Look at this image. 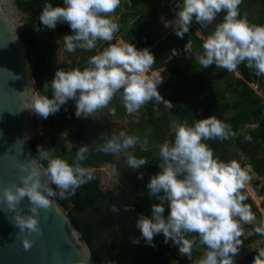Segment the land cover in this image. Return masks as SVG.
<instances>
[{"label": "clouds", "instance_id": "clouds-1", "mask_svg": "<svg viewBox=\"0 0 264 264\" xmlns=\"http://www.w3.org/2000/svg\"><path fill=\"white\" fill-rule=\"evenodd\" d=\"M120 3L121 0H63V6L55 7L45 3L39 20L47 29H55L58 23L70 26L74 34L63 37L66 52L91 51L96 48L97 41H113L119 25L111 14ZM241 3L242 0H183L182 5H176L174 20L162 16L161 21L166 29L171 27L178 37L183 38L189 32L193 18L199 24L211 23L218 13L225 12L223 22L204 39L203 54L196 56L197 61L203 69L215 64L218 69L228 72H235L240 64L246 63V67L254 69L257 76H264V26L250 24L246 17L238 18ZM197 33L203 38V32ZM154 63V55L148 48L137 49L128 42L109 44L89 58V67L57 70L53 80L44 84L45 91L50 84L52 98L36 92L30 109L46 119L73 100L77 118H94V113L109 108L121 89V99L128 114L136 113L150 101L164 103L171 109L173 104L157 90L158 84L162 83L161 76L153 79L147 74ZM258 83L261 86V81ZM109 112L114 115L115 109L109 108ZM251 127L257 128L258 125L252 124ZM236 136L231 125L214 115L195 120L193 126L186 122L175 126L173 141L160 146L161 162L158 166L161 171L153 175L147 185L149 195L162 203L152 205L151 218L141 214L136 221L146 243L155 247L154 235L163 234L164 243L171 240L182 256H191L194 245L206 246L198 264H235L234 257L243 243L240 239L242 223H251L255 219L251 207L244 203L246 196L254 203L257 199L249 195L248 187L255 186L263 200L264 195L239 162L214 158L213 150L202 141H224ZM100 138L104 143L96 145L94 150L116 157L123 154L131 170L148 163L146 158H137L129 152L138 142L136 137L120 131L110 137L102 134ZM251 139V136H245L246 141ZM92 151L90 145H80L70 165L61 158H53L48 149L38 145L37 155L31 159L30 165L18 163L20 171L26 174L21 175L20 185L2 189V200L7 211L16 212L14 223L19 232L27 233L22 238L26 251L33 243L27 236L41 232L39 211L48 209L52 198L63 200L74 196L78 188L93 180L92 171L82 166ZM37 161L47 162L46 169L36 166ZM139 178H143L142 174ZM245 185L247 195H242ZM26 196L30 201L31 215H22L18 207ZM165 203L170 209L167 217L163 215ZM125 210H129V206H125ZM112 211L118 209L114 206ZM254 230L264 236V220ZM193 233L196 235L188 239ZM133 242L138 244L139 238ZM257 253L253 264H264V248Z\"/></svg>", "mask_w": 264, "mask_h": 264}, {"label": "trees", "instance_id": "trees-1", "mask_svg": "<svg viewBox=\"0 0 264 264\" xmlns=\"http://www.w3.org/2000/svg\"><path fill=\"white\" fill-rule=\"evenodd\" d=\"M149 1L153 5L146 11V14H141L138 11L123 14V22L128 17L135 19V21L130 28L122 32V38L125 43H131L137 49L148 48L154 55L155 63L150 69L152 72L155 71L151 76L153 79L161 76L157 70L163 67L167 68L172 77L159 85L157 90L165 100L173 104V107L168 109L164 103L155 104L154 101L143 105L145 115L142 121L134 126L136 134L143 138L146 136V132L150 131L148 139L160 151V146L166 140V132L169 127V122L163 125L162 119L157 118V113L160 110H164L169 115L170 121H175L178 124L186 122L188 126H193L195 120L214 115L222 122L231 125L232 130L237 133L236 137L225 141L229 144L234 143L245 152L246 158L243 166L249 165L259 176H264V157L259 159L255 154L247 152L244 147L246 136L244 128L248 125L257 124V128L250 129L249 136L252 139L249 142L254 143L256 148H261L264 152V99L258 96L249 86L250 82H259V76L255 74L254 69H249L246 67V63H242L236 69L241 75L240 78L236 79V84L229 82V78L233 77L231 72L223 70V76L226 78L224 91L211 92L208 84L203 82L205 69H196L197 65L201 66L196 56L203 54L202 44L204 39L213 33L217 24L223 22L226 13L222 11L217 14L213 23L207 30L203 31V38L199 37L197 31L191 26L189 32L183 38L178 37L171 27L170 31L161 38L153 32V29L156 23V9L160 7L162 0ZM175 1L180 5L183 3V0ZM256 2H259V7H256ZM16 3L25 17V23L21 26L20 33L28 49V59L38 89L41 91V95H47L51 99V86L49 84L45 91L44 84L53 80L57 70L69 71L76 68L83 70L89 67V64L82 62L74 65L60 62L55 29L45 28L39 20V14L45 3H51L54 7L63 6V0H16ZM251 11L254 13H251ZM239 12L240 17L238 18L246 17L248 21L254 15L259 16L260 18L255 19V21H258L256 25L261 26V23H263L262 15L264 16V0H242ZM243 13L244 15L246 13V15L244 16ZM145 21H147V24L137 27ZM69 31L72 32L73 30ZM116 42L115 39L111 42L102 41L98 50L94 48L90 53L92 56L99 54L109 44H116ZM190 46L193 53L187 56L185 51ZM176 51H180L182 56L176 57ZM208 68L216 69L217 67L213 64ZM219 78L221 77L219 76ZM122 91L121 89L114 96L109 108L115 107L119 113L128 114L121 99ZM229 97L236 98L233 106H230L227 102ZM75 110V102L69 100L61 106L57 113L49 115L46 119L41 118L49 148L54 157L61 158L71 165L75 160L78 147L82 144H88L93 151L82 162V166L91 169L103 164H112L114 170L126 179L130 189L127 191L122 186L116 185L112 192L105 193L99 186L98 177L93 175V180L78 188L74 196H69L63 200L57 199L68 211L74 226L80 231L82 239L90 246L93 257L99 264H159L158 260L146 255L149 244L146 243L140 230L136 227V218L138 219L141 214L151 218L152 205L162 202L157 197L149 195L147 185L150 180L144 187L141 180L133 182V170L124 163L116 161V156L105 155L94 150L96 145L104 143L100 136L104 134L110 137L113 127L102 124L91 117L77 118ZM232 111L237 112L231 116L227 115L228 112ZM120 131L132 136V132L129 130L122 129ZM202 142L206 143L205 141ZM206 144L213 150L214 158H218L223 162H230L223 155L219 140H209ZM37 145L36 140L32 145L35 155H37ZM141 157L146 158V154L142 152ZM41 163L45 168L47 167L45 162ZM255 185H260V183L256 182ZM53 188L55 189V185H53ZM260 193L264 195V185L260 187ZM69 201L73 203L72 207L69 206ZM244 203L251 207L255 218L264 217L263 214L259 213L251 198L246 196ZM114 206L116 208L129 206L127 216L130 218L133 240L139 238V243L133 242L131 250L128 249V241L124 235L125 231H123L122 236H116V243L112 244L114 251H109L108 239L105 233L112 223V209ZM164 208L163 215L167 217L170 212L167 203L164 204ZM245 228L250 232L252 231V233L247 237H240L243 241L240 246H248L263 240L262 244L243 260V264H253L255 256L258 254L257 251L264 248V236L255 232L256 227H253L252 223H246ZM194 235L196 234H189L187 238L191 239ZM163 247L170 252L164 264H172L176 259L182 260L178 247L171 240ZM193 247L197 249L206 248L203 245H194Z\"/></svg>", "mask_w": 264, "mask_h": 264}, {"label": "water", "instance_id": "water-1", "mask_svg": "<svg viewBox=\"0 0 264 264\" xmlns=\"http://www.w3.org/2000/svg\"><path fill=\"white\" fill-rule=\"evenodd\" d=\"M24 23L16 0H0V264H99L57 198L39 211L41 232L27 236L33 242L27 251L22 244L27 233L19 232L16 212L7 211L2 200V189L20 185L21 175L26 174L18 163L30 165L36 156L32 145L41 127V118L30 109L38 91L20 33ZM36 166L46 169L40 161ZM29 204L24 197L18 206L22 215H31Z\"/></svg>", "mask_w": 264, "mask_h": 264}, {"label": "rangeland", "instance_id": "rangeland-1", "mask_svg": "<svg viewBox=\"0 0 264 264\" xmlns=\"http://www.w3.org/2000/svg\"><path fill=\"white\" fill-rule=\"evenodd\" d=\"M258 4L259 2H256L255 4L256 7H259ZM152 5H153L152 2L149 0H121L120 6L116 9L114 13L111 14V18L114 20V22H116L119 25V30L117 33H115L114 38H113L117 41L116 42L117 45H120L121 43H125L122 38V32L130 28V26H132L133 22L135 21V19L128 17L123 22L122 21L123 14L126 12H130V11L131 12L138 11L141 14H146V11ZM251 13H254V12L251 11ZM162 16L166 20H172L173 16H176V15L174 11L172 10V8H170L168 5L166 6L162 5V2H161L160 7L156 9V15H155L156 23H155L153 32L161 38H163L170 31V27L166 29L163 26V22L161 21ZM248 22L250 24L256 25L257 22L255 21V15ZM262 22L263 23H261V26H264V16L263 15H262ZM145 24H147V21L140 23L139 25H137V27L143 26ZM69 30H71V28L67 23H58L55 28L59 61L66 62L68 64H74V65H77L78 63H82V62L88 63L89 58L92 56L90 51H84L82 49H77L75 52L69 53L64 50L63 37L65 35H72L71 33H73V31L70 32ZM101 42L102 41H97V46H96L97 50ZM196 69L203 70V67L197 65ZM223 70L224 69H218V68L205 69L203 73V82L208 84V88L211 92L224 91L226 78L223 76ZM157 71L160 72L162 83H164L165 81L169 80L172 77L170 73L168 72L167 68L165 67ZM153 72L149 70V72L147 73L148 76L149 77L153 76L154 74ZM231 74L233 77L229 78V82L232 84H236V79L240 78L241 75L237 71L231 72ZM219 76L221 78H219ZM258 79L261 81V83L264 84V76H259ZM175 80L177 79L175 78ZM162 83L158 84V86L161 85ZM36 86H37V91L39 92L38 94L41 95V91L38 89L37 82H36ZM235 101H236V98L234 97H229L227 100L230 106H233L235 104ZM111 108L115 109V107H111ZM236 112L237 111H232L230 113L228 112L229 114L227 113V115L231 116L235 114ZM93 115H94L93 119H95L96 121L102 124L112 126L113 127L112 133H117L122 129H126V130L131 131L132 136L137 138V141H138L137 144L133 148H130L129 152L134 154L137 158H140L142 152H144L146 154V159L148 160V163L144 166H141L137 170H133V173H132L134 176L133 182H139L141 180L142 186L144 187V185L148 183V181L153 175H156L157 173L161 171L158 166V164L161 162L159 151L157 148H155L150 143L148 139L150 131H147L146 136L141 138L136 134L134 130V126L136 124H139L144 118V115H145L144 107L142 106L139 109V111L133 114L119 113L115 109V114L113 115L109 112V108H104L94 113ZM157 118L162 119L163 125H165L166 122H169V127L166 132L165 142L167 141L171 143L174 139V128L178 123L175 121H170L169 115L164 110H160L157 113ZM250 129H252L251 125H248L244 128L246 132V136H249L250 131H251ZM36 139H37V144L48 149L50 155L53 158H55L54 155L52 154L51 149L49 148L48 138L45 135V130H44L42 123H41V127H40V130H39V133ZM205 142L208 143L209 140H206ZM219 143H220V147L222 148L223 155L229 161L236 160L237 162H239L241 167L244 170H246L248 174L251 176V180L254 183L256 182L260 183L259 188L261 185H264V176H259L257 173L253 171V169L249 165L243 166V162L246 158L245 152H243L234 143L229 144L225 140L224 141L219 140ZM244 147L247 152L251 154H255L257 158L261 159L264 157V152H262L261 148H256L254 143H251L249 141L245 142L244 140ZM115 160L118 162H122L127 166L126 159L123 154H121L119 157H115ZM45 163H46L45 165L47 166V162ZM90 170L92 171L93 175L98 177L99 186L105 193L112 192L115 189L116 185L122 186L127 191L130 189L128 186V183L126 182V179L114 170V166L112 164H103L99 167L91 168ZM141 174L143 177L142 179L139 178ZM246 190H247V185H245V188L242 190L241 194L247 195ZM69 206L70 207L73 206V203L71 201H69ZM255 206L257 207L259 213L264 215L263 198H261L260 201L259 199L258 200L256 199ZM117 209L118 211L112 212V215H113L112 223L105 233L106 238L108 239V248H109V251L111 252L114 251L112 244L116 243V236H122L123 231H125L124 235H125L126 240L128 241L129 250H131L130 248L132 247V244H133V235H132V230H131V225H130V218L129 216H127L128 210L127 211L125 210V206L117 207ZM261 220H264V217L255 218L251 222L252 226L253 227L259 226ZM136 221H137V218H136ZM242 228H243L242 236L247 237L248 235L252 233V231L250 232L248 229L245 228V223H242ZM258 242L257 243L255 242L248 246H239L238 254L234 257L235 264H243L244 258L250 252H252L251 250H255L254 247L259 244ZM153 244L155 245V247L148 245L147 250H146V255L158 260L159 264H164L170 252L167 250V248L163 247L164 245H166V243H164L163 234L154 235ZM205 251H206V248L197 249L193 247L191 256L181 255L182 260L176 259L175 262H173L172 264H198L199 259L203 256Z\"/></svg>", "mask_w": 264, "mask_h": 264}, {"label": "built area", "instance_id": "built-area-1", "mask_svg": "<svg viewBox=\"0 0 264 264\" xmlns=\"http://www.w3.org/2000/svg\"><path fill=\"white\" fill-rule=\"evenodd\" d=\"M212 22L211 23H200L199 24L198 22L195 21V18H193L191 26H193L197 31L202 33L204 30H207V28L212 24ZM185 53H186L187 56H190L193 53L192 47L190 46L189 49H186ZM175 56L176 57H181L182 54L180 53V51L179 52L176 51L175 52ZM249 86L256 92V94L258 96H260V97H262L264 99V88L262 86H260L258 82L257 83L250 82ZM248 193H249V195L254 196L257 199L263 198V197L259 196L258 190L256 189L255 186H249L248 187Z\"/></svg>", "mask_w": 264, "mask_h": 264}, {"label": "crops", "instance_id": "crops-1", "mask_svg": "<svg viewBox=\"0 0 264 264\" xmlns=\"http://www.w3.org/2000/svg\"><path fill=\"white\" fill-rule=\"evenodd\" d=\"M162 5H165V6L168 5L170 8H172V10L175 13L176 12V5H178V3L175 0H173L172 2L170 0H162ZM175 18H176V16H173L172 20H174ZM257 18H260V17L256 15L255 19H257ZM261 86L264 88V84L262 85V83H261ZM262 242H263L262 240H259V242H258L259 244L257 246H255L254 249H257L258 246H260L262 244ZM251 251H253V250H251Z\"/></svg>", "mask_w": 264, "mask_h": 264}]
</instances>
